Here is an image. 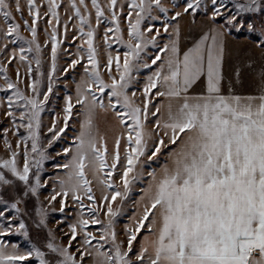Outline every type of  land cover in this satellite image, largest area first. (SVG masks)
<instances>
[{"label": "snow or ice", "instance_id": "obj_1", "mask_svg": "<svg viewBox=\"0 0 264 264\" xmlns=\"http://www.w3.org/2000/svg\"><path fill=\"white\" fill-rule=\"evenodd\" d=\"M0 93V264H264V0H0Z\"/></svg>", "mask_w": 264, "mask_h": 264}, {"label": "rangeland", "instance_id": "obj_2", "mask_svg": "<svg viewBox=\"0 0 264 264\" xmlns=\"http://www.w3.org/2000/svg\"><path fill=\"white\" fill-rule=\"evenodd\" d=\"M187 22V18L185 19V22H184V25L186 26V23ZM246 35V33H242L241 36H244ZM113 49H120L121 51L125 50L123 48L122 45H113ZM149 51H151V49H149ZM45 55H47V49L45 50ZM63 62V61H62ZM147 72L148 70L147 69H142L141 70V77H144L147 75ZM78 73L75 74V77L78 79ZM68 79V83L69 85H72L73 84V76L72 75H69L67 77ZM74 92H75V89H74V86L72 87H65L64 86V79L63 77H61V79L58 81L55 89H54V94L50 96V100L48 102V105H47V110L46 112L43 114V120H44V123L47 124L48 121L51 119V116H52V109H55V111H60L61 108L63 107V101H64V96L66 94H69V93H72L74 95ZM3 93H0V95H2ZM80 107L79 106H76L73 110L74 112V115L73 117L71 118L70 122H69V128L66 129V134L64 135V139L57 143L52 149H50L51 153L54 155L56 151L59 150V148L61 147L62 144H64L65 142H70L71 141V138L73 135H75L78 131V124H79V121L82 117H78L76 115V113L80 112ZM98 123L101 127V129H103L105 127V124H104V121L103 119H99L98 120ZM2 147V146H0ZM63 158L62 157H57V162H59L60 160H62ZM163 158L152 164L151 167H159V165L161 163H163ZM54 163V161H47L46 164H45V172H44V175L45 177H48L50 175L53 174V169H52V164ZM146 167H148L146 165ZM147 181V177H145L142 181H138L136 183V185L134 186V189H133V192L130 193V197H129V200L126 202V206H125V213L124 215H122L121 217L118 218V225H122L126 222L127 218L130 216L131 214V203L135 200H137L139 198V195H140V190L145 186V183ZM45 195H47V188H46V191H45ZM52 216L54 217H57L59 216L58 213H52L51 214ZM93 228L94 227H98V226H92ZM35 234V233H34ZM15 239H20L22 244L26 243L22 237H14ZM33 264H38L37 261H35V259L33 258Z\"/></svg>", "mask_w": 264, "mask_h": 264}, {"label": "crops", "instance_id": "obj_3", "mask_svg": "<svg viewBox=\"0 0 264 264\" xmlns=\"http://www.w3.org/2000/svg\"><path fill=\"white\" fill-rule=\"evenodd\" d=\"M187 23V22H186ZM185 26V25H184ZM187 28L188 25L186 24L185 26V34L182 36V44L186 43L188 40V36H187ZM243 41V36H241V39L239 41H232V45L234 48L241 50L242 54L243 52L248 49L250 47V45L245 44L242 42ZM249 55H253V57L255 59H257V61H259V50L256 49L254 50L252 53H248Z\"/></svg>", "mask_w": 264, "mask_h": 264}]
</instances>
